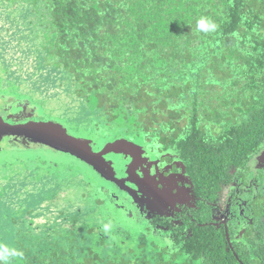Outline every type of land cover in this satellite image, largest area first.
Listing matches in <instances>:
<instances>
[{
  "label": "trees",
  "instance_id": "1",
  "mask_svg": "<svg viewBox=\"0 0 264 264\" xmlns=\"http://www.w3.org/2000/svg\"><path fill=\"white\" fill-rule=\"evenodd\" d=\"M27 1L32 15L46 10L35 38L24 35L35 47L24 56L57 72L54 80L69 79L77 98L105 118V136H151L163 152L172 149L203 199L221 200L231 185L241 199L231 191L230 228H216L201 201L184 243L169 249L104 194L88 206L76 185L87 179L66 170L70 177L38 181L45 202L37 212L14 210L0 191L11 231L0 243L22 253L10 264H264V0ZM202 16L216 23L214 32L196 30ZM72 188L73 200H55ZM67 239L69 256L61 250Z\"/></svg>",
  "mask_w": 264,
  "mask_h": 264
},
{
  "label": "rangeland",
  "instance_id": "2",
  "mask_svg": "<svg viewBox=\"0 0 264 264\" xmlns=\"http://www.w3.org/2000/svg\"><path fill=\"white\" fill-rule=\"evenodd\" d=\"M33 2L35 3V1ZM34 6L31 1L27 0H20L15 3L5 0L0 3V30H4L3 32L0 31V36L3 38V40H0V102L8 103L10 101L15 104L14 110L24 111L25 104L29 105L26 101H30L32 106L38 111L34 113V117H38L41 120L48 119L62 125L71 136L92 139L94 144H99L100 141L105 142L109 136H105L103 132L105 129L102 127L105 122L103 115L101 116L90 103L84 102V99L77 98V93H73L71 88L67 87L69 79L54 80V76H58L57 72L52 70L49 73L45 67L36 66L34 62L31 63L24 56V53L35 51L34 43L24 40L25 33L30 38H35L32 29L35 28L37 22H44L43 13L46 10L45 7L32 15ZM12 32H18V34L11 40L10 36H6V34L9 33L10 35ZM38 38L44 41V34L40 33ZM38 43L39 41L37 45H39ZM37 49L38 47L36 46ZM51 73H53V76H50ZM67 73L69 74V72ZM46 77L51 80V85L47 87L44 86L46 80L49 79ZM67 77L69 78V76ZM34 108L32 109L34 110ZM150 143L154 145L156 143L155 139L150 138ZM94 152L98 158L102 157L99 151L96 150ZM171 154L175 155L173 152ZM76 160L69 154L34 147L30 150L25 147L19 149L10 148V150L3 149L0 151V191L5 190L7 192L8 205L14 210L18 208L39 210L44 208L45 201L43 200V188L39 186L38 181L43 179L52 180L55 175L70 177L71 172H66V170H70L87 178L83 184L76 185L81 191V196L88 195L89 206L94 199H99L100 195L104 197L103 191L107 192V190L103 189L101 193L97 187L107 185V182L103 179L97 180L85 168L89 164L83 166ZM113 161L118 164V157L115 156ZM48 164L56 167L42 166ZM121 166L123 167L124 165L122 164ZM151 166L152 164L144 163L139 169L144 167L145 170L149 171ZM82 185H84L86 190L81 187ZM22 188L26 191L23 192ZM73 190L74 188L72 190H61L59 194H55V200L61 202H64V198L73 200V195L77 192H73ZM229 191L228 187L225 193L222 194L221 202L214 206L215 220H224L225 213L230 210L231 200L227 197ZM20 194L25 197V200H20ZM239 199H241L240 194L237 195V200ZM113 204H115V209H120L123 212L122 214L127 221L136 219L129 209V201L123 196H115ZM3 207L4 203L0 200V233L3 237H8L11 235V231L9 230L10 226L7 222V216H3L7 208ZM45 221V219H40L37 223H44ZM123 222L124 219H121L120 223L123 224ZM98 223L102 224L101 222ZM65 227L68 231L76 232L77 235H80L77 231L79 230L77 225L65 224ZM157 231L158 235L155 236L157 243L162 242L169 249L175 244H180V241L174 235L168 236L160 228ZM61 250L62 252L66 250L64 254L70 255V239H67L64 249ZM75 260H80V257L76 256Z\"/></svg>",
  "mask_w": 264,
  "mask_h": 264
},
{
  "label": "clouds",
  "instance_id": "3",
  "mask_svg": "<svg viewBox=\"0 0 264 264\" xmlns=\"http://www.w3.org/2000/svg\"><path fill=\"white\" fill-rule=\"evenodd\" d=\"M217 28V25L214 21H212L209 17L206 16H202L200 17L197 21H196V30L199 32H203V33H208V32H214ZM3 96V95H1ZM103 130V128H101ZM104 132V130H103ZM146 136V134H145ZM74 137V136H73ZM77 138V137H76ZM83 138V137H81ZM148 138H152L151 136H148ZM102 142V141H100ZM147 142V139H136V138H129L128 136L126 138H121V139H114L112 137H108L106 138L105 143L103 144L101 148V150H103V148L108 145V144H113V145H109L111 147H113L116 152L112 153L115 154L116 157H118L119 159V165L121 166L122 164L126 166L129 165L130 169H127V173L125 174V177H116V172L114 170L112 161L108 160L107 163V168L109 170V177H111L109 180L102 177L100 174H98L91 166H87L85 167L88 171L91 172V174L97 179H103L107 182V185H103V186H98L99 191L102 193V190L105 189L107 190V192H104V195L110 199V203L113 204L114 202V197H115V191H119L123 194V192L128 193L131 197H133L135 203L138 204V207H140V211L136 212L134 214V216L136 217L135 220H132L133 223H135V225H140L142 222L145 221V215L146 212L143 211V206L145 204L144 200L140 197H138V194H135L132 192V190L128 189L125 187V184L127 181H131V176L132 173L136 170V168H138L139 166L144 165V163H148L151 162L148 157L145 155L146 154V147L145 144ZM159 143L157 142V149L160 148V146L158 145ZM98 150V149H97ZM168 152H173L172 149L169 150ZM111 154V153H109ZM107 154V156L109 155ZM114 156V157H115ZM116 164V165H118ZM85 165H87L85 163ZM84 165V166H85ZM122 167V166H121ZM149 177V176H148ZM87 179V178H84ZM158 181L159 179H157L156 177L151 179H144V185L142 186V191L141 193L143 195H147L148 196V201L151 204V206L154 208V212L152 215V220L151 223L153 224H149V226L145 225V224H141L140 228H143L145 230L148 231V229H150V232L154 233V238L156 235H158V229L160 228L162 231L166 232L167 235H173L171 230H173V232L175 233V237L177 240L180 241L181 237L180 235H183L186 231L183 230L182 228H178V230L171 228L168 224H164L162 223V216L168 211V209L170 208V204L168 202V200L166 199V188L163 189L159 186V184L155 183V184H148L147 181ZM161 180H159L160 182ZM135 183L138 184V182L134 181ZM83 189H85L84 185L81 186ZM230 192L227 193V197L231 200V205H230V210L227 211L225 213V219L224 220H215L214 219V206L218 205L219 202H221V200H213L210 195H208V197H206V201H203V207H211V211H212V216H211V221L212 223H215V227L216 228H222V225H224L226 228H230L231 227V214L234 213V215L236 214L235 212V206L232 203V200L229 196L231 191H234V194L236 196V201L237 203H239V200H237V195L240 194L241 192V188L238 186H229ZM86 190V189H85ZM226 190H224V192L222 194L225 193ZM174 192V191H173ZM174 194V193H173ZM222 194H221V199H222ZM110 195V196H108ZM83 198L86 200L87 199V203L89 202V198L88 195H82ZM124 197V196H123ZM125 198V197H124ZM96 200V199H94ZM202 200L200 198H198L196 204H195V211H194V216L195 213L199 210V203ZM210 201L211 203H215V205H209L207 204V202ZM115 207V204H113ZM120 213H123L120 209H117ZM35 212H37L38 210H34ZM195 218V217H194ZM193 218V220H194ZM235 217H232V219H234ZM185 226L187 224H189V220L184 222ZM108 225H105V230H107ZM181 243V242H180ZM160 245H164L162 242L158 243ZM165 246V245H164ZM22 253L20 251H18L16 248H12L9 247L7 244L5 243H0V264H10L11 258L17 257V256H21Z\"/></svg>",
  "mask_w": 264,
  "mask_h": 264
},
{
  "label": "flooded vegetation",
  "instance_id": "4",
  "mask_svg": "<svg viewBox=\"0 0 264 264\" xmlns=\"http://www.w3.org/2000/svg\"><path fill=\"white\" fill-rule=\"evenodd\" d=\"M24 106V111H16L15 113H21L28 117H34V113L38 112L37 109H35L30 101H26ZM8 109L14 108L15 104L13 106L9 105L7 103ZM34 108V110L32 109ZM146 149V156L151 161L148 163L152 164L151 170L147 171L142 167L141 169L136 168V170L132 173L131 181H127L125 184V187L132 190L133 193L138 194V197L142 198L145 202L143 206V211L146 212L145 215V221L141 224H145L149 226L152 220V215L154 212V208L151 206V204L148 201V196L143 195L141 193L142 186L144 185V179L148 178H157L161 180L156 181H147L148 184H159V186L163 189L166 188V199L168 200L170 204V208L168 211L162 216V220L164 224H168L171 228H182L185 226L186 221L189 219L193 220L194 218V211H195V204L200 198L202 201H206V199H203L197 192L196 184L191 175L186 170H177V165L182 166L179 159L176 158L175 155L171 154V152H163L161 149H157L156 143L152 145L149 140H147L145 144ZM115 154H109L107 156V159L112 161L114 170L116 172V177H125L124 173H127V169L129 170L130 167L128 166L121 167L119 164L116 165L113 161ZM149 176V177H148ZM134 181L138 182L135 183ZM230 190V189H229ZM174 191V192H173ZM230 192V191H229ZM174 193V194H173ZM115 196L120 195L124 196L126 200L130 203V211L133 213V215L140 211V207H138V204L135 203L133 197H131L128 193L123 192V194L119 191H115ZM209 205H215V203H211L210 201L207 202ZM214 210V209H213ZM195 219V218H194ZM215 224V223H213ZM161 228V227H160ZM172 234L175 236V233L173 230H171Z\"/></svg>",
  "mask_w": 264,
  "mask_h": 264
},
{
  "label": "water",
  "instance_id": "5",
  "mask_svg": "<svg viewBox=\"0 0 264 264\" xmlns=\"http://www.w3.org/2000/svg\"><path fill=\"white\" fill-rule=\"evenodd\" d=\"M8 103L14 105L10 101ZM104 143L94 144L92 139L73 137L65 127L54 121L15 113L14 108L8 109L7 103L0 102V151L23 147L30 150L34 147L69 154L89 164L98 174L109 180L111 177L107 168V154L115 153L116 150L109 146L111 144L101 150ZM96 150L102 154L101 158L96 156Z\"/></svg>",
  "mask_w": 264,
  "mask_h": 264
}]
</instances>
